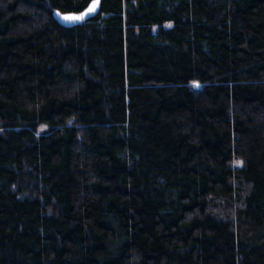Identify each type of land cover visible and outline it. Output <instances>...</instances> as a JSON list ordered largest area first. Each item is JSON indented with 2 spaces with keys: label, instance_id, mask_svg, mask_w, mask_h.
Returning <instances> with one entry per match:
<instances>
[{
  "label": "trees",
  "instance_id": "16d2710c",
  "mask_svg": "<svg viewBox=\"0 0 264 264\" xmlns=\"http://www.w3.org/2000/svg\"><path fill=\"white\" fill-rule=\"evenodd\" d=\"M0 0V264H264V0Z\"/></svg>",
  "mask_w": 264,
  "mask_h": 264
},
{
  "label": "water",
  "instance_id": "95a60500",
  "mask_svg": "<svg viewBox=\"0 0 264 264\" xmlns=\"http://www.w3.org/2000/svg\"><path fill=\"white\" fill-rule=\"evenodd\" d=\"M90 8H94V11H89ZM101 9V0H91L90 3L82 10L79 11H61L55 9L53 11L54 18L61 24L67 27H72L88 21L95 17ZM83 16V19L80 20H66L64 17H78Z\"/></svg>",
  "mask_w": 264,
  "mask_h": 264
},
{
  "label": "snow or ice",
  "instance_id": "6c2138e0",
  "mask_svg": "<svg viewBox=\"0 0 264 264\" xmlns=\"http://www.w3.org/2000/svg\"><path fill=\"white\" fill-rule=\"evenodd\" d=\"M89 11H94V8H90ZM66 20H80L83 19V16H78V17H64Z\"/></svg>",
  "mask_w": 264,
  "mask_h": 264
}]
</instances>
